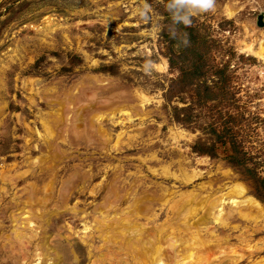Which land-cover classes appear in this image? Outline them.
<instances>
[{
  "label": "rangeland",
  "instance_id": "1",
  "mask_svg": "<svg viewBox=\"0 0 264 264\" xmlns=\"http://www.w3.org/2000/svg\"><path fill=\"white\" fill-rule=\"evenodd\" d=\"M260 45L264 0H214L208 10L192 0H0V264H41L40 253L54 246L64 255L61 264H93L107 253L116 256L112 264H134L132 245L100 251L102 241L83 230L94 224L105 196L90 189L111 182L114 167H122L119 187L126 182L121 195L136 180L129 200L151 190L150 182L205 201L239 183L264 211ZM87 102L97 115L74 130L73 110ZM59 115L55 136L48 137L46 127ZM101 129L111 137L105 147L97 142ZM122 131L120 146L111 149ZM51 146L59 153L55 161ZM162 166L198 174L188 184L152 176L149 168ZM92 174L86 198L77 195ZM40 178H53L52 198L27 218L20 210ZM160 192L147 202L148 215L135 219L150 237L152 225L166 219L164 202L156 201ZM231 209L229 244L243 250L241 264H248L264 256V219L238 215L237 209L256 215L246 203L224 205V212ZM153 213L158 219L149 221ZM203 226L222 229L212 220ZM45 235L48 248L41 249ZM245 235L263 243L252 259L234 240Z\"/></svg>",
  "mask_w": 264,
  "mask_h": 264
},
{
  "label": "bare ground",
  "instance_id": "2",
  "mask_svg": "<svg viewBox=\"0 0 264 264\" xmlns=\"http://www.w3.org/2000/svg\"><path fill=\"white\" fill-rule=\"evenodd\" d=\"M263 49L264 46L260 45V55L263 54ZM96 115L94 103L87 102L86 104H80L73 110L71 127L74 130H78L81 126L85 125V117L90 116V119L93 120ZM99 118L100 116H97V119ZM59 119L60 121L57 122ZM62 119V115H59L58 118H51L54 125L52 127H46V134L48 137L53 138L55 136V125L56 127L57 125L59 126ZM99 134L100 139L97 142L102 143L104 147L109 145L111 137H109L106 132H103L102 129ZM123 134L124 132L122 131L117 135L116 142L110 146L111 149L116 150L118 146H120ZM47 139L49 141V138ZM55 149L54 146H51L48 149V152L51 153L49 155L50 161L58 159L57 156L59 153ZM121 168L122 167L113 168L112 175L110 176L112 179L111 182H102L98 185L96 190L92 188L90 189L93 195H96L98 192H105L104 199L96 211L98 215L94 218V224L88 225L85 223L83 225V230H85L86 233L89 232L91 238L97 237L102 241L101 248L99 249L100 251L109 248L110 245H113L114 243L117 244L120 242L122 244L124 243L126 245L125 247L132 245L129 248L130 255L132 256L131 259L134 261V264H241V259L245 257V254L243 253V250L241 251V249L238 248V246H231L232 244H229L233 237L231 236L232 234H229L225 229L229 225L230 216H232L235 210L231 209L229 212H224V205L227 204L239 207L241 203H246L256 209V215L251 217L249 213H244L241 209H237L236 211L238 215L246 219L253 217L264 219L262 205L252 196L246 195L244 185L239 183L234 184L230 191L215 196L214 198L209 196L211 199L205 201V198L198 200L197 198H199V195L193 193V191L177 194L175 191H167L168 188L159 185L160 183L150 182L153 186L151 190L145 189L142 195H136L131 201L129 200L131 195L130 191L136 180L130 185L128 184L129 187L126 186L124 194L121 195L119 193V188L123 190L124 185H126V182L123 181L121 187H119L118 184ZM149 169L152 176L154 174L156 177L158 176V178L167 181H170V179H174L175 181L179 180L180 184L181 181L184 184H188L198 174V172L195 171L192 175H189L184 168H180L179 172H171L166 166H162L159 170ZM98 172L100 173V171ZM96 175L97 174H92L88 179H84V183L79 188L80 190L77 192V195L86 198L87 191L90 192L87 188L91 181L96 178ZM38 181H41V186L36 192H32L27 196L28 198L24 200V206L22 210H20L27 218H30V213H32L33 209L39 211L41 209H46L47 204L52 198L51 195L54 188L53 178H49L48 180L40 178ZM71 184L72 183L69 182L63 185V191L67 190L68 187H71ZM157 191L161 192L156 201L160 202L162 200V202H164L163 205L165 208H162V210L167 211L164 212L166 219L164 221L165 224L157 223V225H152V237H150V235L145 234V225L142 222L139 223L135 221V219L142 215H148V212H146L148 211V207L146 206L147 202H152L154 200L151 196H153V193H157ZM239 196H243V200L238 201L235 199ZM71 197H73V194L70 198ZM226 198H228V201H226ZM122 201L126 203V206L122 204ZM27 207L30 209L27 210ZM112 211L114 216L108 217L109 213ZM199 211H203V213L201 216L197 217ZM73 212L76 213L77 210L73 209ZM39 213V216H35V220L38 222L37 226L41 227L43 215L46 214V212L41 211ZM153 217L154 219L155 217L158 219V216L154 213L150 219H147L153 221ZM209 220H212L215 225L222 227V229L218 232L216 227L214 230H211L208 226H203V224L209 222ZM15 221L16 220L13 219V222ZM32 223V220L27 221L28 225ZM13 226L15 227V224H13ZM30 227L32 226L30 225ZM13 230L15 237L21 239V232L15 229ZM247 236L248 235H245L244 238L235 237L234 240H237L236 242L241 246H245L244 251H248L249 258L252 259L255 255L263 252V243L260 244L257 242L251 244L250 239L246 240ZM46 237L47 235L43 237V243L37 245L41 249H43V247L48 248L46 246V241H44ZM50 251L53 253L52 257ZM211 253H218V255H213L211 258ZM40 254L43 256L42 260L44 259V262L41 261V264H61L64 257V255L58 250L57 246L47 249L46 253L41 252ZM106 255L101 254L97 256V258L92 261L93 264H97V262L98 264H112L116 259V256L109 255L108 253ZM123 264L130 263H125L124 261ZM248 264H264V256H260L256 260H250Z\"/></svg>",
  "mask_w": 264,
  "mask_h": 264
},
{
  "label": "clouds",
  "instance_id": "3",
  "mask_svg": "<svg viewBox=\"0 0 264 264\" xmlns=\"http://www.w3.org/2000/svg\"><path fill=\"white\" fill-rule=\"evenodd\" d=\"M214 0H192V3L196 4L201 10H208L212 8ZM185 24L189 23L187 19L183 21Z\"/></svg>",
  "mask_w": 264,
  "mask_h": 264
}]
</instances>
